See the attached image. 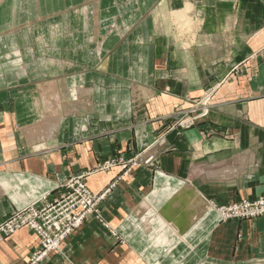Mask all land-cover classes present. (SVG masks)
<instances>
[{
    "label": "crops",
    "instance_id": "obj_1",
    "mask_svg": "<svg viewBox=\"0 0 264 264\" xmlns=\"http://www.w3.org/2000/svg\"><path fill=\"white\" fill-rule=\"evenodd\" d=\"M188 6L181 34L173 15ZM263 48L264 0H2L0 224L91 172L95 194L116 182L106 225L88 218L43 264H224V233L232 245L240 227L226 264H264V218L223 225L207 210L264 189ZM220 83L207 119L169 128ZM142 152L155 160L97 170ZM39 246L24 227L0 264Z\"/></svg>",
    "mask_w": 264,
    "mask_h": 264
},
{
    "label": "rangeland",
    "instance_id": "obj_2",
    "mask_svg": "<svg viewBox=\"0 0 264 264\" xmlns=\"http://www.w3.org/2000/svg\"><path fill=\"white\" fill-rule=\"evenodd\" d=\"M259 56L264 57V48L253 57L256 58ZM238 68L239 66H235L233 72ZM221 84L211 86L204 90L202 97L188 102L187 107L183 106L176 109L172 122L173 125L169 128L180 132L191 129L198 122L207 119L213 107V98ZM210 132L220 131L213 129ZM154 160L155 158L152 156H143V152L131 156L116 154L99 164L97 170L108 171L112 168L119 167L123 174H127L141 163L150 164ZM90 173L84 172L69 177L60 187L63 189V192L55 199L48 202H34L14 212L0 224V243L20 229L27 227L37 234L40 239V246L33 252L26 264H43L51 254L60 251L61 244L71 237L88 218L93 217L101 224L106 225L102 216L101 205L115 187L116 182L112 183L103 192L95 194L86 184V177ZM240 193L241 191L237 195H241ZM88 194L91 197H87ZM210 208L214 210L218 216L219 223L223 225H230L231 222H239L240 224L258 222L264 218V189H260L256 194L249 196H243L242 194V196L232 201L224 200L222 203L210 204L207 206V210ZM70 210H73L71 212L73 219H69V221H72H62L60 225L58 219L65 216L66 213H70ZM79 218L81 219L80 224L78 226L75 225L72 229V223H76ZM243 230L240 227L238 234L235 238L233 237L232 245L235 253L245 240L246 230L245 232ZM231 236L230 231L224 233V242H228V248L224 249L223 254L224 264L228 262V258L231 256ZM58 240V248H53L51 244Z\"/></svg>",
    "mask_w": 264,
    "mask_h": 264
},
{
    "label": "bare ground",
    "instance_id": "obj_3",
    "mask_svg": "<svg viewBox=\"0 0 264 264\" xmlns=\"http://www.w3.org/2000/svg\"><path fill=\"white\" fill-rule=\"evenodd\" d=\"M192 7L188 6L185 10H182L180 12H175L173 15L174 23L178 26L179 32L183 34L184 32H187L186 28H184L183 22L185 20H188L190 17ZM191 27L189 28V30ZM59 94V93H58ZM41 95V94H40ZM52 99V98H51ZM44 100V99H43ZM208 103V102H207ZM44 104V103H43ZM206 106V105H205ZM58 108V107H57ZM60 113V112H59ZM38 138V137H37Z\"/></svg>",
    "mask_w": 264,
    "mask_h": 264
},
{
    "label": "built area",
    "instance_id": "obj_4",
    "mask_svg": "<svg viewBox=\"0 0 264 264\" xmlns=\"http://www.w3.org/2000/svg\"><path fill=\"white\" fill-rule=\"evenodd\" d=\"M87 197H91V196L88 194ZM72 211H73V210H70V213H66L65 216H62L61 218L58 219L60 225L62 224V221H65V222H71V221H72V220L69 221L70 218L73 219V217H72V215H71V212H72ZM80 222H81V219L79 218V220H78L76 223H72V229H73V227H74L75 225L78 226V225L80 224ZM37 228H38V227H37ZM68 228H69V226H68ZM69 229H71V228H69ZM72 229H71V230H72ZM51 245L53 246V248H58V246H59V240L56 241V242H54V243L51 244Z\"/></svg>",
    "mask_w": 264,
    "mask_h": 264
}]
</instances>
